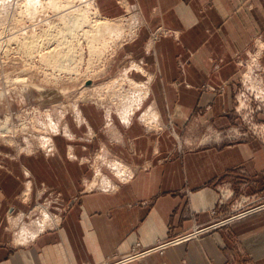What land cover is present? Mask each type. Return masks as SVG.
Wrapping results in <instances>:
<instances>
[{
  "label": "crops",
  "instance_id": "1",
  "mask_svg": "<svg viewBox=\"0 0 264 264\" xmlns=\"http://www.w3.org/2000/svg\"><path fill=\"white\" fill-rule=\"evenodd\" d=\"M95 1L107 18L124 4L138 11L122 59L143 69L131 63L132 78L152 77L144 105L155 121L84 106L62 116L46 149H0V264H264V210L164 254L134 251L227 218L225 208L212 217L217 185L264 194V147L230 140L253 135L234 105L240 61L264 35V0ZM160 28L169 34L155 37Z\"/></svg>",
  "mask_w": 264,
  "mask_h": 264
},
{
  "label": "rangeland",
  "instance_id": "2",
  "mask_svg": "<svg viewBox=\"0 0 264 264\" xmlns=\"http://www.w3.org/2000/svg\"><path fill=\"white\" fill-rule=\"evenodd\" d=\"M52 1L55 0H39L49 7L37 19L27 10L28 0H0V149L9 157L7 154L10 152L3 151V148L19 151L21 154L32 151L33 146L46 149L50 144L49 137L56 130L62 116H74V113L82 110L84 106L93 108L96 113L106 118L123 116L128 120L129 116H142V121L149 125L155 121L152 109L145 111L147 105L143 102L149 96L152 77L145 72L146 78H132V70H129L131 63L137 64L133 65L132 69L142 73L143 69L136 59H122L127 51L125 46L139 34L140 24H136L137 21L140 22L138 11L124 4L125 7L119 15L121 20L101 15L102 18L115 20L112 23L121 25L125 35L119 38L120 34L115 36L111 33L102 39L96 38L94 42L89 40V44L94 45L90 49L82 31L79 35L65 34L71 19L66 21L64 18L66 15L74 18L77 12L53 8L50 6ZM60 1L66 5L69 0ZM72 1L74 3L69 4L75 5L74 9H90L91 14L94 12L93 5L97 3L95 0ZM97 18L90 15L89 20L96 21ZM84 29L90 31L88 27ZM29 34H35L29 41L35 40L39 49L24 48ZM161 34L169 32L162 28L154 32L155 37ZM263 55L264 35H261L253 50L248 52L246 60L240 61L246 70L239 80L234 114L243 116L244 127L249 132L254 131L253 135L250 134L244 139L254 138L264 147V67L261 64ZM240 95L242 102L238 101ZM254 116L257 118L254 119ZM84 139L92 140L93 137ZM233 139L230 137L234 144L244 140ZM206 140L211 143L214 139L209 137ZM92 155L87 156V159L93 162L90 159ZM95 165L89 164L92 177L101 161L95 162ZM103 175L110 176V170L102 168L97 171V176ZM217 189L220 199L218 208L212 210V217L218 215L220 208H225L228 217L205 228H196L190 233L157 244L153 248L166 245L159 254H164L168 247L184 244L194 238L199 239L227 224L243 220L242 217L239 218L242 213L251 214L260 208V211L264 210L263 193H259V196L237 193L230 183L217 185ZM41 213L47 224L51 216H46L44 209ZM198 231L205 232L196 237ZM191 234L195 236L183 241Z\"/></svg>",
  "mask_w": 264,
  "mask_h": 264
},
{
  "label": "bare ground",
  "instance_id": "3",
  "mask_svg": "<svg viewBox=\"0 0 264 264\" xmlns=\"http://www.w3.org/2000/svg\"><path fill=\"white\" fill-rule=\"evenodd\" d=\"M83 1H87V0H83ZM27 3H28L27 4L28 9L27 10H28V12L30 14L34 15L33 18H37L41 14H44L45 13V9H48V7H49V5H44V3L39 2V0H28ZM66 3L67 4L64 5V3L62 1L55 0V1H52L51 4H50L51 7L60 8V9H62V11H66V10L70 9V10H72L74 12H77L76 17H74V18H71L69 15H66V17L64 18V20L71 19V22H68V28H66L65 34H68V35H74V34L76 35L77 34V35H79L80 31H82L83 32L82 35L87 38L88 44H89V40L91 42L92 41L94 42V41H96L95 40L96 38L102 39L104 37H107L108 34H111V33L112 34L114 33L115 36L117 34H120L119 38H121V37H123L125 35V31L123 30L124 28L121 25H116V24L112 23L115 20H109V19L101 17L102 13H101L99 7L96 6L95 4L93 5V9H92L94 12L91 14L90 13V9H88V10L87 9L86 10L79 9V11L74 9L75 5L73 6V5L69 4V3H74L72 0H69ZM34 8H36V9H34ZM40 9H42L41 12H40ZM90 15H92L94 17L96 16V18L98 17L100 19L97 18L96 21H90L89 20ZM37 19H36V21H37ZM121 19L122 18H120V20ZM41 21H43V20H41ZM66 21H68V20H66ZM86 27L90 28V31L89 30H85L84 28H86ZM121 33H123V34H121ZM34 36H35V34H29V36L26 38L27 41L24 44V48L27 49V48L31 47L33 50L36 49V48L39 49V45L36 44L35 40L34 41H29ZM68 47L70 48V45ZM89 47H90V49H92L94 47V45L92 46L91 44H89ZM130 86H131V84H130ZM137 88H138V86H137ZM136 91H138V90H136ZM136 91H134V93Z\"/></svg>",
  "mask_w": 264,
  "mask_h": 264
},
{
  "label": "built area",
  "instance_id": "4",
  "mask_svg": "<svg viewBox=\"0 0 264 264\" xmlns=\"http://www.w3.org/2000/svg\"><path fill=\"white\" fill-rule=\"evenodd\" d=\"M242 96H243V94H242ZM239 102H242V97H241V95H240V99L238 100ZM243 118V117H242ZM244 121H245V118H244ZM251 132L252 133H254V131L253 130H251ZM232 138H234L233 139V141H238L239 139H244V138H246V134L245 135H238L237 137H232ZM261 209V208H260ZM260 209H256L254 212H257V211H260ZM254 212L252 213L251 212V214H249V213H242L240 216H239V218H241V219H245V218H247L248 216H250V215H252V214H254ZM249 214V215H248ZM248 215V216H247ZM246 216V217H245ZM244 217V218H243ZM239 218H237V219H239ZM233 220H234V218H233ZM232 220V221H233ZM235 222V221H234ZM203 232H205V231H198L195 235H196V237L197 236H199V235H201V233H203ZM194 234H191V236H187L185 239H183V241H185V240H187V239H189V237H194L195 235ZM193 239V238H192ZM195 239V238H194ZM175 243H178V242H175ZM179 244V243H178ZM140 245H137L136 247H135V249H134V251L136 250V254H137V256L136 257H138L139 256V254H141V255H151V254H154V253H161V251L160 250H162V249H164V247H166V245H163V246H159V247H157V248H153V249H150V250H146V251H143L142 253H139V250H140ZM128 261V260H127Z\"/></svg>",
  "mask_w": 264,
  "mask_h": 264
}]
</instances>
